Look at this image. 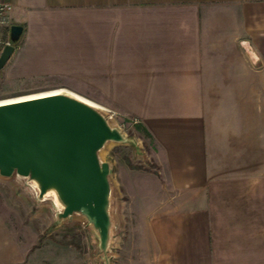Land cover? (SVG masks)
Segmentation results:
<instances>
[{
	"label": "crops",
	"instance_id": "0c3cea01",
	"mask_svg": "<svg viewBox=\"0 0 264 264\" xmlns=\"http://www.w3.org/2000/svg\"><path fill=\"white\" fill-rule=\"evenodd\" d=\"M0 2L22 27L5 81L56 82L148 132L152 264H264V0ZM0 264H19L1 215Z\"/></svg>",
	"mask_w": 264,
	"mask_h": 264
},
{
	"label": "water",
	"instance_id": "95a60500",
	"mask_svg": "<svg viewBox=\"0 0 264 264\" xmlns=\"http://www.w3.org/2000/svg\"><path fill=\"white\" fill-rule=\"evenodd\" d=\"M22 27L10 26L16 44ZM14 50L0 53V69ZM109 143L133 138L97 106L65 92L47 93L0 103V177L19 178L38 203L48 202L55 223L78 218L96 239L102 264L115 229L116 193L112 164L103 159Z\"/></svg>",
	"mask_w": 264,
	"mask_h": 264
},
{
	"label": "rangeland",
	"instance_id": "374dc122",
	"mask_svg": "<svg viewBox=\"0 0 264 264\" xmlns=\"http://www.w3.org/2000/svg\"><path fill=\"white\" fill-rule=\"evenodd\" d=\"M61 87L56 82L12 84L3 79L0 69V101L59 91L93 103L90 98ZM98 107L141 150L139 155L130 143H109L102 151L103 159L113 166L116 193V224L108 251L109 264H152L153 239L144 228L148 226L150 219L146 216L153 202L143 198L159 182L151 176L155 174V165L147 160L144 151L149 150L150 140L133 120ZM0 215L17 243L19 264H102L96 239L82 221L72 218L56 224L50 204L36 202L17 177H0Z\"/></svg>",
	"mask_w": 264,
	"mask_h": 264
},
{
	"label": "built area",
	"instance_id": "2783aa9c",
	"mask_svg": "<svg viewBox=\"0 0 264 264\" xmlns=\"http://www.w3.org/2000/svg\"><path fill=\"white\" fill-rule=\"evenodd\" d=\"M12 7L10 4L0 2V53L7 45H13L10 41V24L8 22V14L11 12Z\"/></svg>",
	"mask_w": 264,
	"mask_h": 264
},
{
	"label": "bare ground",
	"instance_id": "6f19581e",
	"mask_svg": "<svg viewBox=\"0 0 264 264\" xmlns=\"http://www.w3.org/2000/svg\"><path fill=\"white\" fill-rule=\"evenodd\" d=\"M54 92H58V91H52V92H48V93H54ZM43 94H47V93H42V94H37V95H31V96H28V97H33V96H39V95H43ZM23 98H27V97H23ZM80 98V97H79ZM19 99V98H18ZM83 99V98H82ZM12 100H16V99H12ZM83 100H85V99H83ZM6 101H10V100H6ZM6 101H0V103L1 102H6ZM86 102H88L90 105H92L93 103H91V102H89V101H87V100H85ZM93 106H94V104H93ZM96 106V105H95ZM98 107V106H97ZM99 108V107H98ZM100 110H103V109H101V108H99Z\"/></svg>",
	"mask_w": 264,
	"mask_h": 264
},
{
	"label": "trees",
	"instance_id": "16d2710c",
	"mask_svg": "<svg viewBox=\"0 0 264 264\" xmlns=\"http://www.w3.org/2000/svg\"><path fill=\"white\" fill-rule=\"evenodd\" d=\"M137 128H139L147 137H149V134H148V132L144 129V128H142L141 126H137Z\"/></svg>",
	"mask_w": 264,
	"mask_h": 264
}]
</instances>
